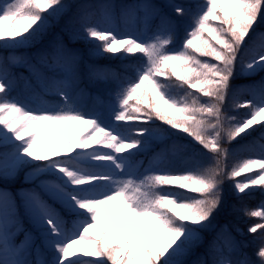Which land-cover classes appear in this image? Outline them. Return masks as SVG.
<instances>
[{
	"label": "trees",
	"instance_id": "trees-1",
	"mask_svg": "<svg viewBox=\"0 0 264 264\" xmlns=\"http://www.w3.org/2000/svg\"><path fill=\"white\" fill-rule=\"evenodd\" d=\"M31 2L28 13L15 20L16 30L32 38L38 35L44 37L43 44L35 50L34 58L47 71H53L50 59H47L51 56L49 52L56 54L47 41L52 37L53 30L62 24H66L69 37L84 47L91 62L106 59L129 71L143 56L141 44L133 37H120L92 26L90 18L98 9L94 13L80 11L85 0ZM209 2L210 11L202 31L190 38L185 49L164 54L152 73L145 75L140 84L134 85L135 90L130 95L129 117L157 122L162 129L158 134L134 132L139 135L131 137L125 145L129 152L137 155L153 151L158 145L156 142L173 134L190 135L195 126L203 125L196 112L203 105H198L191 91L218 96L220 109L228 111L227 120L220 123L219 130L235 147L225 166V171L229 173V200L219 210V217L222 222H230L234 230L248 238L250 243H253L252 237L264 241V158L247 155L251 152V145H257L260 139L264 141V108L256 109L252 98L247 97L249 93L243 82V89L237 86L242 80L264 71V56L254 59L249 52L256 32L264 27V0ZM39 53L42 55L39 56ZM162 82L181 85L179 89L183 93L178 94L180 103L162 91ZM45 93L63 94L48 87ZM8 104L9 101L0 95L2 160H13L15 170H24L23 177L28 175L27 184L37 187L46 205L78 216L85 215L84 208L76 201L77 194L84 189L81 181L85 176L78 165L108 164V154L88 153V148L96 147V141L104 135L101 125L93 118L71 116L69 111H65L64 115L54 118L55 130L52 134L43 137L39 133L36 145L17 151L1 150L3 141L12 132L19 131V122L32 118L23 116L25 110L22 107L7 108ZM199 136L208 145L216 146L213 137L205 139L202 134ZM118 137L124 139L122 134ZM148 137L153 141H148ZM38 152L44 153L48 159L41 160ZM35 166L36 170L29 169ZM8 169L6 165L5 169L0 166V173L4 174ZM215 179L213 173L202 172L190 181L181 182L179 187L192 192L193 196L184 198V208L177 212L170 210L173 205L176 206L172 200L162 199L156 203L151 220L155 232L148 231L141 237L130 232L119 233L105 225V217L98 218L91 231L87 230L73 244L61 264H80L83 261L95 264H190L196 243L191 227L197 226L195 222L209 221L212 211H216L212 210L217 200L213 188ZM65 182L69 186H63ZM165 182L170 184L173 181L165 178ZM20 192L25 200L32 197L30 189ZM51 224L52 221L45 226L46 233L55 231ZM33 228L38 229L36 226ZM214 264L225 263L217 260Z\"/></svg>",
	"mask_w": 264,
	"mask_h": 264
},
{
	"label": "rangeland",
	"instance_id": "rangeland-1",
	"mask_svg": "<svg viewBox=\"0 0 264 264\" xmlns=\"http://www.w3.org/2000/svg\"><path fill=\"white\" fill-rule=\"evenodd\" d=\"M25 1L26 0H2L0 2V63L3 59L10 62V59L16 57V49L24 48L32 44L35 45L42 40V36L40 35L34 38L25 36L17 31L14 26H7L5 22V20L11 16L10 14H12L16 8L21 7ZM170 1L169 4L167 3L168 5L164 6L169 9L164 15L162 27L152 34H150L151 32L147 27L145 29L141 27V34L138 33V35H141V38L147 47L148 61L144 69L155 63L159 55L166 48L167 40L169 39L167 32L175 20L173 18L172 8L181 5V0ZM161 2H163V0H161ZM144 3L145 0H137V2L133 1V6H128L126 9L127 13L130 9L132 14L134 13L136 17L142 10L148 13L152 9L148 4L144 5ZM109 7L111 11L109 10L110 13L107 15V19L109 21H117L116 12L115 10H112L114 8L113 5H110ZM200 18V15L197 16L195 24L188 27L193 32L196 31L197 23L200 21ZM99 22H103V18L99 19ZM145 26L150 27L148 24ZM132 29L137 32V29H139L137 22H133ZM59 47L60 54L64 57L66 47L62 40L59 42ZM71 52L76 53L78 52V49L73 48ZM64 62L62 63V69L65 71L67 79H69L71 68L66 64V60ZM11 71H13V68H11L10 71L6 69L0 70V87H4L9 93H14L16 87L14 86L13 81L16 80H14L10 74ZM112 74L113 76L116 74L113 69ZM107 75L108 73H104V76ZM95 89L103 91L104 87L96 86ZM167 91L170 94L173 93L170 89H167ZM125 92L124 88L118 87L106 97L99 95L95 96L94 102L99 106L104 104L112 115L118 116L124 110L125 105L123 99ZM76 96V102L80 101L83 97V91L78 92ZM89 97L90 94H87L85 101L90 99ZM206 103L209 107L207 115L214 118L217 114L216 107L211 100L206 101ZM46 116V112H39L36 120L24 125L21 130V135L17 137L14 135L11 139L7 140L6 143L12 141L13 143H16V148L19 145L22 147L27 143H34L39 133L47 137L53 131L54 126L52 124L48 127L46 126L45 123L48 121ZM206 129L207 128H205V130ZM19 141H23V143ZM163 153L164 150H162L160 154L153 156L143 165L141 170H139L138 164L132 163L123 155L114 154L111 168L98 171L99 177L97 179L87 181L86 191L78 197L77 201L85 205L87 211H95L100 215H106L105 223L117 231L122 232L130 230L137 235H142L146 229H149L150 220L147 217V211L157 194V189L154 187V178L151 174L153 171L162 172L166 168L173 170L174 172L180 170L187 171L190 168L203 164H212L216 168L219 166V155L214 150H204L198 156L196 154V147H192L188 150L184 148L181 151V148L173 142V144L168 147L167 156L162 162H160ZM9 163L10 169L6 171V174H0V260L4 261L5 264H30L29 260L24 257L29 251L27 250V246H25V242L23 239L17 240L19 233L22 231H24V236L29 242H31L30 240L32 238H35V232L25 228V220L43 226L47 223V220L53 216L51 211L48 208H45L41 201L37 199L36 195L32 200L25 202L24 206L20 194L16 193V189L27 184L24 183L26 179H22L23 176H19L22 172L21 169L15 170L13 163ZM26 178H28V175ZM163 194L169 198L175 195V193L169 191ZM20 205L23 206V213L20 210V207H18ZM83 221L84 219H77L74 222L82 223ZM208 222L209 221L205 222L201 226L199 225L200 227L192 231L194 238L199 241V246H201V244L206 246V243L210 242V236H205V230L202 231L203 228H213L214 223ZM207 223L208 226L205 225ZM216 235L214 236V240L217 241V245L224 248L221 250V255H226L224 251H227L229 248L236 251L238 243L233 237L230 238V240L226 239V242H223L222 246ZM63 236V242H66L64 246L59 247V251L66 250L68 243L76 238L75 233L68 234L63 232ZM202 240H204L205 243ZM44 242L46 243L48 240L45 239ZM215 253L218 255L217 251H215ZM202 258L203 264L208 263L206 255H202ZM51 260V263H53L54 260L56 261L55 258H52Z\"/></svg>",
	"mask_w": 264,
	"mask_h": 264
}]
</instances>
